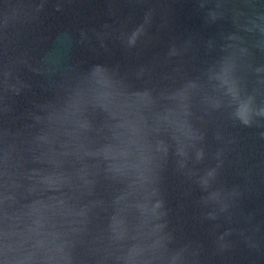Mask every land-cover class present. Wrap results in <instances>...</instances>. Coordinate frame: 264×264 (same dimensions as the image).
Segmentation results:
<instances>
[{
	"label": "water",
	"instance_id": "1",
	"mask_svg": "<svg viewBox=\"0 0 264 264\" xmlns=\"http://www.w3.org/2000/svg\"><path fill=\"white\" fill-rule=\"evenodd\" d=\"M0 264H264V0H0Z\"/></svg>",
	"mask_w": 264,
	"mask_h": 264
}]
</instances>
